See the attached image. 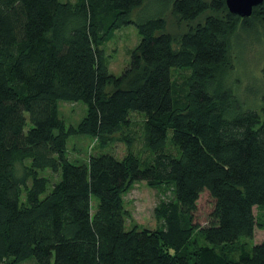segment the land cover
Segmentation results:
<instances>
[{
    "label": "trees",
    "instance_id": "trees-1",
    "mask_svg": "<svg viewBox=\"0 0 264 264\" xmlns=\"http://www.w3.org/2000/svg\"><path fill=\"white\" fill-rule=\"evenodd\" d=\"M129 25L140 41L115 75L105 46ZM252 32L264 39V1L241 17L225 0H0V264H264V81L252 105L235 82ZM61 101L86 104L78 125ZM133 113L149 159L70 158L72 136ZM140 181L169 190L159 227H128L123 195Z\"/></svg>",
    "mask_w": 264,
    "mask_h": 264
},
{
    "label": "rangeland",
    "instance_id": "rangeland-1",
    "mask_svg": "<svg viewBox=\"0 0 264 264\" xmlns=\"http://www.w3.org/2000/svg\"><path fill=\"white\" fill-rule=\"evenodd\" d=\"M155 5L153 3L150 8L153 9ZM177 29L175 24L170 23L168 26V30L174 33L179 32ZM250 35L247 39V45L252 43L249 52L243 47L246 45L245 43L240 44L242 47L240 51L244 56L240 60V66L238 67L240 73H237L238 76L235 82L238 84L236 90L238 95L246 103L252 105L257 101L255 97L256 91H261L263 88L261 81H264L262 75L264 67V39L256 41L257 39L254 36L256 34L252 32ZM139 41L140 35L134 25L125 26L113 34L105 46L110 72L115 75H121L127 69L131 62L132 53L137 48ZM186 75L187 73L182 70L173 72L176 87H183ZM60 110L61 115L69 126L78 125L87 113V106L83 102L61 101ZM131 121L130 127L118 129L111 135H105L101 138L90 135L72 136L68 146L70 158L73 161H85L91 153L112 152L120 158H124L133 153L138 155L142 160L149 159L150 152L145 150L143 143L144 117L133 113L131 115ZM170 148H172V144ZM168 195L169 190H167L166 186H154L147 181H140L133 184L123 195L124 207L128 213V227L134 224L139 227H159L160 222L155 208L162 198H166ZM214 205L215 201L210 193L208 191L203 192L198 200V209L196 212L197 222L203 226L206 225L214 209ZM254 211L264 220L263 209L255 207ZM262 239H264V229L257 228L254 242H259ZM235 256L237 257V255ZM31 263L26 262L23 264Z\"/></svg>",
    "mask_w": 264,
    "mask_h": 264
},
{
    "label": "water",
    "instance_id": "water-1",
    "mask_svg": "<svg viewBox=\"0 0 264 264\" xmlns=\"http://www.w3.org/2000/svg\"><path fill=\"white\" fill-rule=\"evenodd\" d=\"M229 11L241 17H248L253 13L254 7L264 0H225Z\"/></svg>",
    "mask_w": 264,
    "mask_h": 264
}]
</instances>
